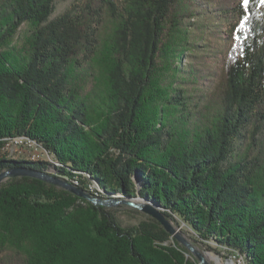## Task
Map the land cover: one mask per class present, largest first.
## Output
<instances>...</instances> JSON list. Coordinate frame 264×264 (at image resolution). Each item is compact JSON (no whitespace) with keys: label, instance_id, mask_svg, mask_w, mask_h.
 Wrapping results in <instances>:
<instances>
[{"label":"trees","instance_id":"obj_1","mask_svg":"<svg viewBox=\"0 0 264 264\" xmlns=\"http://www.w3.org/2000/svg\"><path fill=\"white\" fill-rule=\"evenodd\" d=\"M55 1L0 0V171L139 197L194 242L264 264V4L83 0L51 18ZM14 137L52 161L2 153ZM148 217L124 226L109 207L14 177L0 185V264H197Z\"/></svg>","mask_w":264,"mask_h":264},{"label":"rangeland","instance_id":"obj_2","mask_svg":"<svg viewBox=\"0 0 264 264\" xmlns=\"http://www.w3.org/2000/svg\"><path fill=\"white\" fill-rule=\"evenodd\" d=\"M83 0H56L55 4H54V10L51 14V18L63 13L64 11L68 10L71 5L73 3H81ZM119 1V0H118ZM29 28L28 24H23L21 26L20 29V35H24L27 30ZM206 41V40H204ZM217 44L219 46H221L219 44V42H217ZM199 49V50H198ZM196 50H198V52H202L201 48H198ZM221 55H217L216 57L213 56H203L201 58H195V56L193 57V54H186L184 55L183 59H182V63H188L189 61H191L192 59H199L201 61H204L205 63H207L208 65H210L211 67H218L219 65V61H220ZM167 76H165L166 79ZM211 81H207L206 84H204V87L206 89L210 88L211 85ZM12 158H16L15 155L18 154H25L27 155L29 158L32 159H37L38 157H40V155L37 156V154H39L38 152H19V151H9ZM2 153H7V152H2ZM35 153L36 155L33 156L32 154ZM39 159H46V156L44 157H40ZM49 160V159H48ZM9 180V179H8ZM6 180V181H8ZM6 181H4L2 184L6 183ZM128 200H143L139 197H134V198H126ZM109 208H111L113 210V213L115 214V216L117 217V219L119 220V222L124 225H137L142 221H146L148 220V216L146 213L142 212L141 210H138L136 208L127 206V205H117V206H109ZM132 208V209H131ZM171 224L173 225V227L175 229L178 230V232H180V234L185 237L186 239H188L196 248H198L200 251H202L205 255V258L208 262V264H217V261L215 259L218 258L219 261L222 264H226L227 261H231L232 264H239V262L237 261V259L232 255L229 254V250L218 245L215 241L213 240H207L202 242H194L193 238L196 237V235L194 234V232L177 216L174 217V220L170 221ZM175 239L173 236H170L168 241L166 243L170 244L172 243V240ZM176 240V239H175ZM9 250H5V252H8ZM190 252V251H189ZM191 261H195L198 264V260L197 258L190 252V255L187 256ZM240 260L242 261V259L240 258ZM242 264H244V262H242Z\"/></svg>","mask_w":264,"mask_h":264},{"label":"water","instance_id":"obj_3","mask_svg":"<svg viewBox=\"0 0 264 264\" xmlns=\"http://www.w3.org/2000/svg\"><path fill=\"white\" fill-rule=\"evenodd\" d=\"M31 177L35 179L42 180L48 184H52L56 187L67 190L74 195L86 199L87 201L98 204L102 206H117V205H127L142 212L146 213L157 222H159L162 227L168 232L171 236H173L181 245L186 247L188 251H190L198 260V264H208L205 255L202 251L196 248L188 239L183 237L177 229L173 227L170 220L166 218V216L162 213V211L156 207L155 205L146 202L145 200H128L124 198H98L93 196L92 194L86 192L85 190L74 186L73 184L67 182L66 180L50 175L44 171H38L31 168L26 167H12L5 170L0 171V185L11 178L14 177Z\"/></svg>","mask_w":264,"mask_h":264},{"label":"built area","instance_id":"obj_4","mask_svg":"<svg viewBox=\"0 0 264 264\" xmlns=\"http://www.w3.org/2000/svg\"><path fill=\"white\" fill-rule=\"evenodd\" d=\"M9 151H19V152H38L40 157H44V154H47L46 149L43 146H35L29 144L27 141H19L18 139H7L3 140L1 146V152H9ZM89 192H91L94 196L98 194L92 191L91 188L85 187ZM239 264H242L240 257L237 259Z\"/></svg>","mask_w":264,"mask_h":264},{"label":"bare ground","instance_id":"obj_5","mask_svg":"<svg viewBox=\"0 0 264 264\" xmlns=\"http://www.w3.org/2000/svg\"><path fill=\"white\" fill-rule=\"evenodd\" d=\"M10 139H18L19 141H27L29 144H31V145H35V146H38V144L37 143H35L34 141H31V140H29L28 138H26V137H14V138H10ZM8 153V155H10V154H13V153H10V152H7ZM33 156H35L36 154L35 153H33L32 154ZM38 155H40V154H37V156ZM44 156H46V160H48L49 159V161H52V159H51V156H50V154L49 153H47V154H44ZM33 158V157H32ZM40 157H38L37 159H39ZM53 163V162H52ZM57 164V163H56ZM77 180V179H76ZM76 180H74L73 182H74V186L75 185H78V182L76 181ZM91 186V185H90ZM89 187V186H88ZM99 188V187H98ZM93 189V188H92ZM94 190V189H93ZM92 190V191H93ZM96 191V190H95ZM95 193H97V192H95ZM215 259H216V261H217V264H222L220 261H219V259L218 258H216L215 257ZM242 259V258H241ZM242 262H243V260H242ZM226 264H232V262L231 261H227V263Z\"/></svg>","mask_w":264,"mask_h":264},{"label":"snow or ice","instance_id":"obj_6","mask_svg":"<svg viewBox=\"0 0 264 264\" xmlns=\"http://www.w3.org/2000/svg\"><path fill=\"white\" fill-rule=\"evenodd\" d=\"M252 2V0H242V4L244 6V8L247 10L248 9V6L249 4ZM260 2L262 4H264V0H260ZM252 6H255L254 3ZM242 15H243V12H242ZM248 17L247 16H244L243 20L241 21V25H243V23H245L247 21Z\"/></svg>","mask_w":264,"mask_h":264}]
</instances>
